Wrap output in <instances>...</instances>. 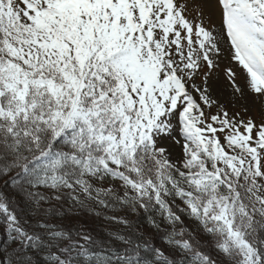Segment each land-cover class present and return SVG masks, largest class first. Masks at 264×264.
Instances as JSON below:
<instances>
[{
	"label": "snow or ice",
	"instance_id": "snow-or-ice-1",
	"mask_svg": "<svg viewBox=\"0 0 264 264\" xmlns=\"http://www.w3.org/2000/svg\"><path fill=\"white\" fill-rule=\"evenodd\" d=\"M0 234V264H264V0H0Z\"/></svg>",
	"mask_w": 264,
	"mask_h": 264
},
{
	"label": "trees",
	"instance_id": "trees-1",
	"mask_svg": "<svg viewBox=\"0 0 264 264\" xmlns=\"http://www.w3.org/2000/svg\"><path fill=\"white\" fill-rule=\"evenodd\" d=\"M66 203L67 202H65L64 207L68 208ZM56 222H60L59 218ZM65 223H70L73 228L82 227L87 230L93 237L105 242H107L109 239L107 235L108 232H115L118 228L122 231H126V229H123L120 225H113L104 222V220L99 216L95 219L88 218V216L81 217L79 218V220L73 218L71 219V221L65 220ZM0 235V245H2L4 243V238L2 234ZM96 251H100V249H97Z\"/></svg>",
	"mask_w": 264,
	"mask_h": 264
},
{
	"label": "rangeland",
	"instance_id": "rangeland-1",
	"mask_svg": "<svg viewBox=\"0 0 264 264\" xmlns=\"http://www.w3.org/2000/svg\"><path fill=\"white\" fill-rule=\"evenodd\" d=\"M260 111H261V109L258 107V108H257V111H256V115H257L258 117H259ZM66 204H67V207H70L69 202H67ZM97 217H98V216L95 215L94 213H93L92 215L88 216V218H93V219H95V218H97ZM103 220H104V219H103ZM104 222L109 223V224H113V225H117V224L111 223V222H109V221H107V220H104ZM0 236H1V235H0Z\"/></svg>",
	"mask_w": 264,
	"mask_h": 264
}]
</instances>
